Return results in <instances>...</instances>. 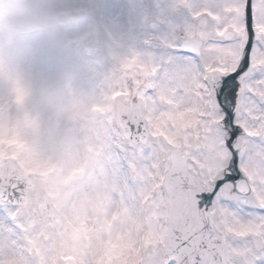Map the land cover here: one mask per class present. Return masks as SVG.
<instances>
[{
  "label": "rangeland",
  "instance_id": "obj_1",
  "mask_svg": "<svg viewBox=\"0 0 264 264\" xmlns=\"http://www.w3.org/2000/svg\"><path fill=\"white\" fill-rule=\"evenodd\" d=\"M172 3L0 0V162L14 160L35 183L18 209L23 231L0 211V264H140L153 217L129 191L106 128L117 100L135 99L129 57L151 31L143 18L150 22L159 4L187 21ZM227 11L234 15L217 22L242 49V0ZM45 192L54 224L40 208Z\"/></svg>",
  "mask_w": 264,
  "mask_h": 264
},
{
  "label": "snow or ice",
  "instance_id": "obj_2",
  "mask_svg": "<svg viewBox=\"0 0 264 264\" xmlns=\"http://www.w3.org/2000/svg\"><path fill=\"white\" fill-rule=\"evenodd\" d=\"M239 2L173 0L185 23L159 4L142 20L135 99L106 128L153 217L140 264H264V0H242L235 49L241 37L217 21ZM24 194L0 183V211L22 231Z\"/></svg>",
  "mask_w": 264,
  "mask_h": 264
},
{
  "label": "water",
  "instance_id": "obj_3",
  "mask_svg": "<svg viewBox=\"0 0 264 264\" xmlns=\"http://www.w3.org/2000/svg\"><path fill=\"white\" fill-rule=\"evenodd\" d=\"M122 101H118V105ZM9 181L20 183L24 187V203L26 205L28 200V191L33 188L35 183L32 179L26 175L14 161H3L0 163V183L7 184ZM40 208H46L51 223H55L54 208L49 200L48 194L44 193V201L41 203Z\"/></svg>",
  "mask_w": 264,
  "mask_h": 264
},
{
  "label": "bare ground",
  "instance_id": "obj_4",
  "mask_svg": "<svg viewBox=\"0 0 264 264\" xmlns=\"http://www.w3.org/2000/svg\"><path fill=\"white\" fill-rule=\"evenodd\" d=\"M66 16H67L68 18H72V17H73L72 15H69V14H67Z\"/></svg>",
  "mask_w": 264,
  "mask_h": 264
}]
</instances>
